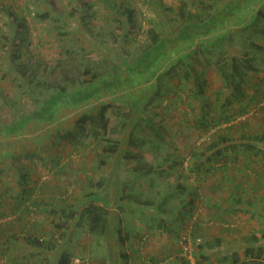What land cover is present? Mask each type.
I'll use <instances>...</instances> for the list:
<instances>
[{"label":"rangeland","instance_id":"obj_1","mask_svg":"<svg viewBox=\"0 0 264 264\" xmlns=\"http://www.w3.org/2000/svg\"><path fill=\"white\" fill-rule=\"evenodd\" d=\"M107 1L0 0V117L9 124L13 122L6 127L11 131L12 127L24 124L21 133L11 136L12 143L4 142L5 147L0 145V161L4 157L0 163V192L3 194L0 213H4L0 228L7 231L0 237V241L6 240L0 245V264H53L60 251L69 255L67 264H186L184 246L190 248V255L197 263L239 264L237 260L225 258L219 249L226 235H234V232L208 223L206 205L201 204L202 197L195 195V188L206 184L207 173L215 176L216 172H221L219 159L224 151L219 150L220 154L212 151L214 154L209 155L206 151L209 143L219 136L239 140L254 134L263 141L264 119L253 113L247 116L250 120L242 124L244 115L236 113L244 105L245 97L236 100L227 94L230 99L227 113L235 111L236 115L227 122L220 121L216 113L220 102L216 97L225 86L213 65L201 68L206 61L212 62L216 51H211L210 55L199 54L200 64L186 60L197 71L198 83L203 76L206 79L203 102L193 95L191 81L175 79L171 82L175 83V93L165 96L157 105L158 101L146 104L152 93L146 79L150 74H158L164 63L154 58L146 61L142 55L151 57L156 49L166 52L180 44L189 45V40L181 43L175 36H163L157 47L151 46L143 52L142 48L149 41L146 29L153 26L162 33L168 30L174 14L160 7V2L176 10L182 2L189 7L197 0H154L151 5L146 0ZM115 3L134 11L136 25L124 30V34L117 17L119 12L111 9ZM258 6L264 13L263 2L250 3L247 14ZM50 10L59 12L60 16L40 17ZM8 12L20 17L21 28L11 29ZM232 25L228 26L226 35L231 34L233 44L241 40L247 43L252 29H239L245 26L243 23L235 25L233 22ZM199 32L202 31H194ZM252 37L264 44L260 41L262 38ZM20 38L22 42H18ZM117 48L125 66L120 74L111 77L117 85L110 97L123 102L120 110L128 111L129 119L115 153L106 155L102 152L104 142L83 134L63 136L74 130L77 117L87 112L96 113L99 104L92 109L85 105L78 111L60 106L61 110L52 118L68 115L69 120L57 126H53V122L41 127L32 124L36 114L31 113V103L44 101L54 93L55 81L66 73L79 81V73L86 65L96 69L111 67L118 61ZM136 54L140 56L135 60ZM19 62L24 64L22 73L14 71ZM256 63L260 71L248 74V86L244 87L247 95L257 87L256 77L264 74V59L257 58ZM24 82L31 97L25 93ZM107 82L102 77L93 85L81 86L75 91L78 102L88 93L96 95L88 101L85 99V103L97 102L101 97L109 101L107 95L102 94L104 89L99 90ZM60 94L56 97L60 98ZM55 95L52 94L51 99ZM49 101L45 100L46 104ZM19 110L25 113L18 116ZM215 121L219 122L214 124ZM40 129H47L49 134L43 131L42 135H36ZM130 135L136 144L129 143ZM257 151L264 154L263 148ZM144 163L154 166L156 171L142 174ZM210 167H214L213 171ZM31 186L35 189L32 201L38 204L29 205L26 212L11 213L15 208L12 194ZM91 191L98 192L91 203L103 205L110 213L106 233L100 237L89 234L86 219L78 215L89 203L86 194ZM140 201L153 204L139 206ZM159 201V206H155ZM155 210L165 211L158 214ZM243 230L236 237L248 232ZM28 235L41 240V246L30 244L26 239ZM139 235H144L143 240H138ZM197 237L199 242H196ZM252 249L254 252V247ZM122 251L127 253V258L119 257ZM244 254L243 251L239 256Z\"/></svg>","mask_w":264,"mask_h":264},{"label":"trees","instance_id":"obj_2","mask_svg":"<svg viewBox=\"0 0 264 264\" xmlns=\"http://www.w3.org/2000/svg\"><path fill=\"white\" fill-rule=\"evenodd\" d=\"M112 0L107 1L108 3H111ZM227 0H197L196 3H191L189 7H187V3H180L178 8L176 10L171 9V7L163 4V2H160V7L163 9H167L171 11L174 15L171 18V23L168 26V30L166 33H162L157 31L153 26L146 29V32L149 36V41L147 45L142 48L143 52L147 51L149 47H157L159 43L161 42V38L163 36L171 37L175 36V38L180 39V41L186 42L189 40V45H183L182 48H179V52L177 54H168V51H159V49H156L154 51V56H147L145 53L141 57L144 58L146 61H149L151 58L154 60H159L160 62H163V67L161 71L158 74L151 75L150 77H147L148 87L152 89V93L150 95L149 102H157L155 105L161 101L162 98L165 96L175 93V83H171L173 80L181 81H191L192 86L191 89L193 90V95L200 99L201 102H203V94L205 90V84L206 79L204 76L202 77V81L198 83V73L194 70V67L192 64H190L187 60V58L191 61L197 62L200 64L198 55L199 54H209L211 51H216L215 58L210 61H206L205 63L201 64V68H207V66L213 65L216 69V72L219 74V77L223 83V86H225L224 91H219L220 95L216 97V99L220 102L218 106V117L220 121L227 122L230 119H232L236 114L243 113L245 111V107L247 105H243L237 110V113L235 111H232V113H227V105L230 104V99H228V95L234 97L236 100L242 99L246 96L245 88L247 87V81H248V74L251 75L257 74L260 71V68L258 67V64L256 63V59H264V44L258 43L255 38H253V35H256L260 38H262L260 41H263L264 43V13L261 12V6L256 7L251 14H250V21H247V23H243L244 20L236 21L235 25H239V23H243V27L239 29H248L251 28L252 32L250 38L247 40V43L245 40H241L240 43L233 44V39L229 35H216L213 39H206L203 37H200L199 33H194V31H199L200 26L202 24H205L206 21L210 18L212 15V12L221 4L224 3ZM148 2V5H151L154 0H146ZM259 3H263L264 0H259ZM257 3V4H259ZM116 5V6H115ZM111 6V9H115L117 12V17H119L120 21V27L123 31L129 29L131 25H136L134 20V11L133 9L129 7H123L121 8L120 4H116ZM116 7V8H114ZM11 16L12 23L11 29L16 30V28H21L22 21H20V17L8 12ZM57 14V17L60 16L59 12H53L52 10L45 12L40 15L42 19H45L49 17L50 15ZM249 15V14H248ZM22 17V16H21ZM263 18V19H261ZM138 26V25H137ZM196 28V29H194ZM141 30V29H140ZM189 31V33H185ZM191 33L193 35H191ZM223 34V33H222ZM134 38V37H133ZM18 42H22V39H18ZM212 43V47L209 45ZM120 44V41H119ZM183 53L186 55L183 57ZM262 54V55H261ZM139 54L135 55V60L137 57H139ZM116 60H118L116 63L111 65V67L106 68H100L96 69L91 67L90 65H86L84 69L79 73V81H75V78H72L70 76H67L66 74H63V77L61 80L55 81L52 89H58V91H53L56 94L54 99H51V96H48L45 100H50L49 104H46L45 100L41 102H32L31 103V113L36 114L35 122L32 123L36 127H41L44 124H48L53 122V126H57L58 124L64 122L66 119L69 120L70 117L67 116H60L57 119H53L52 117L56 115L58 110L60 109V106L62 108L64 106H68L69 108H75V111H78L82 108V106H87L88 109H92L97 104L98 110L96 113L87 112L83 115L77 117L78 119L74 123V130L73 131H67L63 136L65 137H75L77 134H83L86 137H90L94 140L102 141L104 142V145L102 146V152H104L106 155L109 153H115L118 147V144L120 140L123 137L124 130L126 128V125H128V119H129V113L128 111H121V107L123 102H121L119 99L115 97H110V93L113 92V87L116 89V82L111 80V77L116 76V74H120L124 69V59L122 56L121 51H118L116 53ZM115 60V61H116ZM130 63V61L128 62ZM154 66L158 67V64H153ZM24 64L18 63L14 67V71H18L19 73H22V67ZM160 67V65H159ZM182 71V73L180 72ZM201 73V72H199ZM204 74V73H203ZM26 76V75H25ZM23 76V77H25ZM21 77V79L23 78ZM27 77V76H26ZM106 78L108 80L107 83L102 84V86L99 88L104 89V92L102 93L103 96L107 95L109 98V101H105V99L99 98L97 102H88L86 101L93 98L96 93H93L92 95L88 93L83 99L81 103H79V99L77 98V91L81 86L87 85V84H95L97 80L100 78ZM257 83H256V90H259V94L263 96L264 98V74L261 77H256ZM31 80V79H29ZM263 84V85H262ZM24 90L26 95L31 97L30 89L27 87L26 83L23 84ZM50 89L52 86H49ZM61 88L62 90H60ZM51 89V90H52ZM94 92L96 89L93 90ZM75 92V93H74ZM254 92V91H253ZM252 92V93H253ZM58 93L60 94V98L56 97ZM98 93V92H97ZM228 94V95H227ZM255 93H253L254 95ZM256 96V95H254ZM81 99V100H82ZM86 99V101H85ZM260 99V98H259ZM251 100V99H250ZM264 100V99H263ZM78 102V103H74ZM230 106V105H229ZM25 113L24 110H19L17 112V115H23ZM30 113V114H31ZM207 114V113H206ZM65 115V114H64ZM0 120L2 121L0 123V145L4 146V142H11V136L15 135L16 133H21V128L23 123L20 124L19 127H12V131L7 129L10 124L3 121V119L0 117ZM52 120V121H50ZM49 121V122H48ZM41 124H40V123ZM219 121H215L214 124H217ZM150 126V125H149ZM11 127V126H10ZM44 129V128H43ZM6 130H8L6 132ZM44 131V134H49L48 130H42L38 131L36 135L39 136L42 135L41 132ZM2 135V136H1ZM47 136V135H46ZM46 136H43L45 138ZM62 136V137H63ZM14 139H16V136H13ZM47 138V137H46ZM27 139V138H22ZM260 140L261 137L257 134L251 135L250 137H241V139H231L228 136H219L217 140L212 141L207 146L206 151L210 152L209 155H211L212 151L218 153L219 150H223L224 153L221 155L219 162L226 161L228 156H232V158L236 159V157L239 155L240 150H248V141L247 140ZM18 142L21 141V138L16 139ZM15 140V142H17ZM129 143L136 144V140L131 137H129ZM247 143V144H246ZM255 150V149H252ZM258 150V149H257ZM256 150V151H257ZM205 151V152H206ZM222 152V151H221ZM214 154V153H212ZM4 157H2L3 162ZM218 160V159H215ZM101 162H104V160H101ZM221 163V166H222ZM211 168V167H210ZM205 169V168H204ZM203 169V170H204ZM211 168V171H213ZM141 173L146 175L152 171H156V168L150 164L144 163L141 167ZM20 177H23L21 175ZM101 185V183H100ZM198 186V185H197ZM183 189V187H182ZM35 189L33 186L28 188L20 189L19 191L12 194V197L14 198V204L15 208L11 210V213H15V211L19 212H26L29 205L38 204L35 201H32L33 193ZM2 193L0 192V201L3 199ZM205 195V194H204ZM203 195V200H204ZM86 196L89 199V203L85 204L78 212L79 218H85L87 223V231L89 234L94 235L95 237H100L101 235H104L106 233V228L108 227V222L111 220L110 213L106 207L103 205H93L91 201L98 197V192L91 191L86 194ZM128 197L130 195H127ZM193 199H190V202ZM32 201V202H31ZM3 202V201H2ZM139 206H148L153 204V202L149 201H140L138 202ZM159 203H156L155 206H159ZM24 204V206H23ZM156 213L160 214L164 212L165 210L157 211ZM172 210L168 212V214H171ZM71 212L68 213L69 216H71ZM67 215V214H66ZM1 216H4V213H0ZM118 220V219H117ZM7 222V221H6ZM112 222V221H111ZM4 224V223H3ZM159 225V224H158ZM24 226V225H23ZM24 232V231H23ZM7 231L1 230L0 228V237L5 235ZM29 233L26 231V234ZM8 236V235H6ZM27 240L32 244L33 246L39 247L41 246V240L36 238L34 235H28L26 236ZM144 235H139V239L143 240ZM254 240V239H253ZM5 243L6 240L0 241L1 243ZM120 244H122V240H120ZM58 259L56 260L54 258L53 264H67L68 263V257L69 255L65 251H60ZM255 255V253H254ZM253 255V256H254ZM127 253L121 252L119 253L120 258H127ZM238 260V259H236ZM125 264V263H123ZM239 264H263L261 261L257 260H248L245 262H240Z\"/></svg>","mask_w":264,"mask_h":264},{"label":"crops","instance_id":"obj_3","mask_svg":"<svg viewBox=\"0 0 264 264\" xmlns=\"http://www.w3.org/2000/svg\"><path fill=\"white\" fill-rule=\"evenodd\" d=\"M244 1L227 0L221 3L206 23L198 28L202 31L199 36L206 35L208 39L210 37L213 39L218 34H228V26L233 27V22L250 21V15L247 14L249 4L253 5L259 0ZM179 42L182 43V41ZM209 45L212 47L213 44ZM180 46L181 44L178 48L183 47ZM178 48L166 51L168 54L175 55L180 51ZM256 88L253 92L256 96L253 93L247 95L245 89V102L243 101L242 104L247 106L242 113L244 115L242 124H246L250 120L247 116L253 113L264 119V98ZM240 129L244 131V128ZM247 141L248 150H240L236 159L231 155L228 156L219 167L221 172H216L215 176L207 173L206 184L197 183L199 185L195 188V195L203 197L205 194L201 204L206 205L209 224L222 226L224 231L234 232V235H226L227 238L219 246L224 257L231 258V261L238 259V263H246L254 259L264 264V154L261 155V151H256L264 149V140ZM243 229H247L248 232L236 237L238 233L241 234V231H244ZM243 251L245 254L239 256Z\"/></svg>","mask_w":264,"mask_h":264},{"label":"built area","instance_id":"obj_4","mask_svg":"<svg viewBox=\"0 0 264 264\" xmlns=\"http://www.w3.org/2000/svg\"><path fill=\"white\" fill-rule=\"evenodd\" d=\"M200 238L197 237L196 238V242H199ZM190 248L188 246H184L183 247V252L184 254H186V264H201V263H197L194 259H192L193 257H191V253H190Z\"/></svg>","mask_w":264,"mask_h":264}]
</instances>
